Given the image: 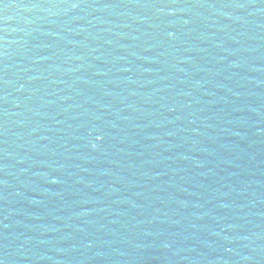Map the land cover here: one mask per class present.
I'll return each mask as SVG.
<instances>
[{"label": "water", "instance_id": "obj_1", "mask_svg": "<svg viewBox=\"0 0 264 264\" xmlns=\"http://www.w3.org/2000/svg\"><path fill=\"white\" fill-rule=\"evenodd\" d=\"M0 264H264V0H0Z\"/></svg>", "mask_w": 264, "mask_h": 264}]
</instances>
